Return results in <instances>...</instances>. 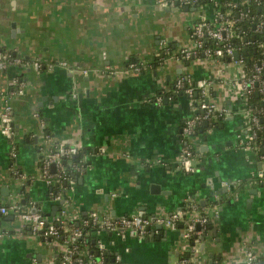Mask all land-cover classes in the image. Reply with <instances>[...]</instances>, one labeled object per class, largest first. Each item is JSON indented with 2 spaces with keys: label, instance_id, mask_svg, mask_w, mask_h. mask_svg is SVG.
<instances>
[{
  "label": "crops",
  "instance_id": "1",
  "mask_svg": "<svg viewBox=\"0 0 264 264\" xmlns=\"http://www.w3.org/2000/svg\"><path fill=\"white\" fill-rule=\"evenodd\" d=\"M182 7L176 0H0V49L25 62L0 70V98L9 99L18 139L13 150L0 131V203L15 197L49 222L93 211L165 215L190 204L189 212L208 219L196 243L179 224L154 223L142 237L106 229L94 237L119 264H178L185 257L189 264H235L247 250L264 264V185L250 180L264 169V144H243L247 108L235 67L228 59L174 54L152 64L170 42L190 47V27L215 9ZM179 75L209 80L206 98L224 110L187 139L192 171L177 159L184 119L201 113L199 97L171 89ZM56 145H78L83 155L82 170L55 200L38 168ZM0 231V264H49L65 248L11 214L0 216Z\"/></svg>",
  "mask_w": 264,
  "mask_h": 264
},
{
  "label": "built area",
  "instance_id": "2",
  "mask_svg": "<svg viewBox=\"0 0 264 264\" xmlns=\"http://www.w3.org/2000/svg\"><path fill=\"white\" fill-rule=\"evenodd\" d=\"M197 1L198 0H176V4L178 6H194ZM211 2L215 8L211 18L202 16L190 27L189 33L193 43L190 47L178 48V54H174L176 58H205L208 60H217L221 56L231 58L232 54L238 51L233 47L230 41L233 37H237V33L235 32V19L228 17L227 13L221 12L217 7L218 3L216 0H211ZM227 5L234 4L228 2ZM240 15L241 17L247 16L250 21H253L256 31L262 32L264 30V14L257 19H254L252 15L248 16V12H241ZM204 40L212 41L213 46H203ZM259 46H261V43ZM166 51L165 49L164 53H166ZM10 62L16 65L25 64L20 58H9V55L0 49V70L5 69L6 65ZM231 62L237 71L236 86L238 94L247 108L245 125L248 131L245 133V141L243 144L248 146L249 149H257L258 146L254 141L253 129L254 127L259 128L258 117L251 114L247 106V101L256 83L259 87L258 90L264 92V71H261L260 66H255L253 71L247 74L243 68V61L240 57L238 59H231ZM33 64L35 67L39 66L36 62ZM61 64L64 65L65 63L62 62ZM134 68L136 70L139 69L137 66H134ZM187 81L189 82V80ZM209 83L210 81L207 79H200L197 80L194 85L189 83L186 85L183 77L178 76L171 85V89L174 92L182 89L189 97H192L194 93L199 97L197 106L201 113H196L185 118L181 128V134L185 141L180 149L177 164L185 171L193 170L190 160L194 153L187 139L194 135L196 125L199 121L204 119L208 120L215 112H218V114L222 116V112L224 111L223 109L218 110L216 106L206 98ZM18 86L20 87V84ZM19 87L17 89H19ZM0 101V131L8 138L14 150L18 139L12 124V107L7 95L2 94ZM261 114L264 116V106L261 109ZM45 138L50 139L48 134L45 135ZM78 148H80L78 145L60 147L56 145L50 149L48 148L40 160L38 175L47 185L56 188L53 192V199L55 200L62 198L61 183L65 181L69 185L71 182V178H69L65 166L62 164V158L70 157L71 154L77 152ZM52 164L55 166L53 171L50 169V165ZM73 169L80 172L82 170V165H74ZM19 175L23 179L22 175ZM250 180L251 182L264 185V169L257 173L255 177L250 178ZM33 208H35V210H33ZM188 208L191 210L192 206L188 204L187 209ZM190 213V216L186 217L181 210H176L165 215L148 216L143 213H135L114 218L111 216H101L93 211L88 214L87 219L82 220V223L87 224V222H90L96 228V232L106 229L116 233L123 232L139 235L140 237L145 236V234L148 233L149 226L154 223H159L165 227L179 224L182 228L184 237L189 238L191 234H195L198 238H201L205 233L204 228L208 219L205 215L196 217L193 212ZM7 214H11L13 218L25 225L30 233L43 240L48 242H56L59 240V231L56 225L47 221L35 205H22L15 197L11 196L6 203H0V216ZM1 234L2 231H0V236ZM82 234L79 228L72 227L69 235L62 240L60 239L65 245V248L58 255V259L56 261H50L49 264H105L103 261V253H105L106 249L99 240L96 243V248L100 257L97 259L92 256L87 247L83 249L77 248L75 239ZM196 241H198V239L194 240L195 243ZM190 252L193 254L196 252V249H190ZM188 262H190V257L189 259L180 260L178 264H188ZM235 264H259V257L251 250H247L244 254V258L239 263Z\"/></svg>",
  "mask_w": 264,
  "mask_h": 264
},
{
  "label": "trees",
  "instance_id": "3",
  "mask_svg": "<svg viewBox=\"0 0 264 264\" xmlns=\"http://www.w3.org/2000/svg\"><path fill=\"white\" fill-rule=\"evenodd\" d=\"M218 3V9L223 12L227 13L228 17L235 19V32L237 33V37H233L230 41L233 47L238 50L239 57L243 61V68L247 74H250L255 66H260L261 71H264V30L262 32H258L255 29L252 28L253 21H250V19L246 17H241L240 13H246L248 12V16L252 15L254 16V19H257L259 16L264 14V0H216ZM230 2L234 5H227V3ZM206 3H211V0H198L194 6L197 5V7L202 6ZM213 5V4H212ZM208 18H211L209 16ZM261 43V46L259 44ZM203 46L205 47H211L213 46L212 41L210 40H204ZM165 49L167 50L166 53H160L157 55V57L154 58V61L152 64H156L158 60L167 57L171 54H178V50L175 44L168 43L165 46ZM229 57L227 56H221L219 60L227 61ZM191 59V58H190ZM232 58H229L228 60H231ZM189 59H183V61H187ZM179 77H183L184 83L187 85L188 83L191 85H194L195 82L187 81V79L183 75H179ZM258 84L256 83L254 90L251 92L248 101L247 106L250 109L251 114H254L258 117V124L259 128L254 127V141L256 142L257 146L264 144V116L261 114V109L264 106V92H260L258 90ZM179 92H183V90L176 91V94ZM174 94V95H176ZM195 95L192 94V96ZM222 118L221 115L218 114V112H215L212 117L208 119V125L213 124L215 121ZM262 119V121H261ZM207 128V127H206ZM199 129H205V126H203L202 121H199V123L195 127L194 134H196ZM82 151L80 148H78L76 153H73L70 155V157H64L62 158V164L65 166L67 174L69 178L72 177L74 172H76L75 169H73L74 165H79L82 163ZM67 162H70L68 164ZM67 187V183L63 181L61 183L60 188L65 189ZM56 190V188H54ZM183 214L188 217V213L190 215V212L186 210L185 208H182L181 210ZM43 215V214H42ZM44 216V215H43ZM88 215L81 216L80 219H70V220H62L57 219L55 221H51L54 225H56L58 231H59V239H64V237H67L70 233V229L72 227H77L82 231V235L77 237L75 239V243L77 245L78 249H83L84 247H87L88 251L92 254L94 258H99L100 254L98 253V250L96 248L97 239L94 237L96 228L90 223L87 222V224H83L82 220L87 219ZM208 229V222L205 224L204 232H207ZM189 241H193L195 239H198V236L195 234H191L188 238ZM186 259H189V257H185ZM111 259V260H110ZM103 261L105 264H119L115 262V259L111 258V255L108 254V252L105 250V253H103ZM190 262H188L189 264ZM214 264H218L215 262ZM259 264H263V260L259 257Z\"/></svg>",
  "mask_w": 264,
  "mask_h": 264
},
{
  "label": "water",
  "instance_id": "4",
  "mask_svg": "<svg viewBox=\"0 0 264 264\" xmlns=\"http://www.w3.org/2000/svg\"><path fill=\"white\" fill-rule=\"evenodd\" d=\"M197 8V5L196 6H186V5H184L183 7H182V9L183 10H185V11H187V10H189V11H194L195 9ZM232 59H238L239 58V52L238 51H235L233 54H232V57H231ZM229 59V58H228ZM206 121H204V123H205ZM206 124V123H205ZM262 151H264V149H262ZM33 210H35V208H33ZM158 227L159 228H161V225L159 224L158 225Z\"/></svg>",
  "mask_w": 264,
  "mask_h": 264
}]
</instances>
